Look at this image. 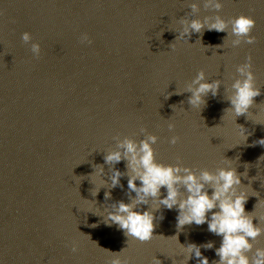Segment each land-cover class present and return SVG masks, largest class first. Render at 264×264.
Segmentation results:
<instances>
[{
	"label": "water",
	"instance_id": "obj_1",
	"mask_svg": "<svg viewBox=\"0 0 264 264\" xmlns=\"http://www.w3.org/2000/svg\"><path fill=\"white\" fill-rule=\"evenodd\" d=\"M221 2L216 13L204 9L203 0H0L2 264H108L106 251L123 249L120 258L127 264H153L154 257L161 264H180V245L208 242L214 247L201 248L202 255L209 264L218 260L220 237L209 233L207 224L185 225L177 233L175 209L154 213L163 219L154 221V237L143 243L89 212L103 214L116 201L128 202L126 177L123 189H112L107 201L108 189L91 195L96 182L89 177L100 165L107 181L104 152L114 148V137L143 139L141 128L158 137L152 146L158 163L212 172L235 168L254 195L245 212L264 215V160H259L264 146L254 144L264 138V124L257 123L264 121V0ZM191 3L199 6L198 19L251 16L255 43L233 48V37L207 30L176 40ZM24 32L39 43L38 58L22 42ZM82 34L90 45L80 43ZM247 57L261 95L248 116L235 118L225 113L226 89ZM199 71L208 82H221L217 96L205 97L200 111L187 103L190 93L176 94ZM237 125L245 129L244 143ZM172 136L178 138L175 145L169 143ZM115 167L125 171L123 161ZM252 243L253 251L264 248V235Z\"/></svg>",
	"mask_w": 264,
	"mask_h": 264
},
{
	"label": "clouds",
	"instance_id": "obj_2",
	"mask_svg": "<svg viewBox=\"0 0 264 264\" xmlns=\"http://www.w3.org/2000/svg\"><path fill=\"white\" fill-rule=\"evenodd\" d=\"M203 8L219 13L222 9V2L221 0H203ZM189 9L188 18L182 17L179 21L181 28L176 31L179 33L176 40L187 41L192 34L202 36L203 31L207 30L227 33V37H233L230 41L233 48L239 47L242 43L248 45L255 43V37L251 35L255 21L251 16L239 15L225 20L220 15H213L198 19L194 18L200 11L198 4L191 3ZM21 40L25 45H30L31 54L34 58H38L41 52L39 43L32 42V37L28 32L21 35ZM197 42L200 43L199 38ZM225 42L226 40L222 47ZM80 43L90 45L92 41L87 34H82ZM251 67V57H247L245 62L235 69L238 78L231 83L230 89H226L229 92L226 100L230 108L226 109L225 113H230L235 118L248 116V110L253 106L254 98L261 95L260 88L255 85ZM220 87L219 80L208 82L205 73L199 71L186 89L176 94L190 93L187 103L191 109L200 111L202 106L206 105L205 97L211 94L215 98ZM257 123L264 124V121H257ZM237 127L244 143L248 138L245 135V129L242 126L237 125ZM172 129L173 125L169 123L168 130L172 131ZM139 131L144 136L143 139L137 142L129 137L123 139L114 137V148L104 152V164L110 166L109 172L111 173L107 181L103 179L104 168L100 165L94 166V173L89 177L90 180L96 182H91L95 186L91 195L96 197L102 188L108 189L104 193L106 201L112 198V189L117 187L123 189L120 181L126 177L128 202L116 201L109 208L104 209L103 214L89 212L101 217V222L105 226L115 225L125 237H131L143 243L154 237L153 232L156 226L154 221L163 219V216H156L154 213L159 212L161 207L169 211L175 209L178 213L176 216L177 233L185 225L207 224V231L220 237V246L215 248V256L218 260H213L211 264H264V248L257 247L253 251L252 243L264 235V227L261 226L264 224V215L256 217L253 212H245L248 197L254 195H250L247 191L250 186L244 187L241 184V175L237 174L236 169L228 166L217 168L214 172L206 169L197 171L180 166L179 162L175 165L158 163L152 147L157 143L158 137L145 134L143 128ZM177 140L176 136H172L169 143L175 145ZM254 144L264 146V138L254 141ZM259 160H264V156H261ZM122 161L125 167L123 172L115 167ZM225 161L230 162L227 159ZM243 175L247 178L246 173ZM161 189L164 190L163 194ZM132 193L135 195H131ZM93 202L95 204V201ZM141 206L147 207L142 209ZM254 218L258 221L256 224L253 223ZM97 226L93 224L90 227ZM171 238L177 242L176 236ZM180 247L184 253L180 264H187L190 259H195L198 264H209L208 258L202 255L201 248L209 250L214 245L212 242L201 245L190 243L186 247L181 245ZM71 251L73 253L77 251L75 243ZM123 251L124 249L119 253L106 251L111 257L108 264H127L126 260L120 258ZM153 264H161V262L154 257ZM173 264H176L175 260Z\"/></svg>",
	"mask_w": 264,
	"mask_h": 264
}]
</instances>
